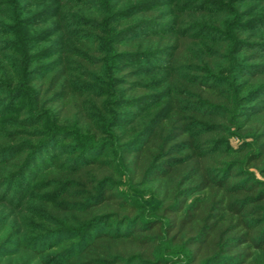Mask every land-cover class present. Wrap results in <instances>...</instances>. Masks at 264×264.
Listing matches in <instances>:
<instances>
[{"label":"trees","instance_id":"16d2710c","mask_svg":"<svg viewBox=\"0 0 264 264\" xmlns=\"http://www.w3.org/2000/svg\"><path fill=\"white\" fill-rule=\"evenodd\" d=\"M82 1L36 40L0 0V199L33 217L0 208V264H264V36L224 0Z\"/></svg>","mask_w":264,"mask_h":264},{"label":"rangeland","instance_id":"374dc122","mask_svg":"<svg viewBox=\"0 0 264 264\" xmlns=\"http://www.w3.org/2000/svg\"><path fill=\"white\" fill-rule=\"evenodd\" d=\"M48 1L49 0H20V3L22 5L23 4L32 5L30 7V9L26 10V12L19 13V16H21V19L26 18V20H27V21L23 22L24 24L21 27V30L26 35H30V36L32 35L33 38L35 36L36 40L39 39V36L37 35L39 32H42L48 26L52 25L51 24L52 23L51 20L49 22H46L45 24H40V25L39 24L38 25L32 24V22L38 21L37 20L38 18L33 17V15H34L33 13L38 8L37 5H41L42 2L47 3ZM116 1H118V3H122V2H128L129 0H116ZM116 1H114V2H116ZM131 1H133V0H131ZM164 1L167 2V3L169 2V0H164ZM232 1H234V2H230V0L229 1L228 0H224L226 5H228V7H225V11H230V12H228L226 19L229 20V21L235 20V16H234L233 13H234V10H236V8L238 7V10L242 9V10L245 11L244 15H242V17H243L242 19L244 20L242 22V24L244 25L243 29H242V34L245 35V34L251 33V34L255 35V37L264 36V26H262V24L261 25L256 24L257 23L256 18L264 16V0H232ZM84 2L91 3V6H85ZM95 3H96V0H83L82 2H76V3H73V4L69 5V7L67 9L69 11L73 12V13H75V12L79 11L80 9L85 8V7H86V9H91L92 10V8L94 7L93 4H95ZM176 5H178V2L176 3ZM170 8H171V6L169 4H165V6H161V7H158V8H153L152 15L160 13L161 15H164V16H162L159 19H162L163 21H168L171 17L170 16H166V13H168L170 11ZM229 8H230V10H229ZM9 9L11 10L12 8L9 7ZM225 11L213 12V14H209V17H212L213 19L217 18V17H224L223 13ZM161 15H159V17ZM136 17H138V16H136ZM41 19H45V18L42 17ZM1 20H2V18H1ZM6 23H9V24L6 25V27L8 28L10 24L14 23V21L11 20V19H8L6 21ZM25 23H27V24H25ZM71 23H72L71 24L72 26H68L67 27V31L74 32V31H76V29H78V30H80V29L81 30L89 29V28H87V24L85 22H81V24H75L76 26H74V24H73L74 22H71ZM232 23L235 24L234 21ZM246 23H248V26L246 25ZM236 25L239 26V24H236ZM55 26L57 27L56 24H53L52 29H55L56 28ZM7 28H4L2 31H5ZM58 34H54L53 36L48 38V40H46L44 42V45H48L49 43H53L55 38L58 37ZM36 35H37V37H36ZM0 37L1 38H8L9 34L8 35L7 34L6 35L5 34H0ZM13 38L15 39L14 36H13ZM41 45H43V44H38L37 47H40ZM55 46L56 45H54L53 47H55ZM256 51H257V49L249 50L250 53H254ZM4 53H9V52H4ZM261 60L264 61V56H262ZM45 62H47V61H45ZM114 63L118 64V62H114ZM29 97L30 96H26L25 98L20 99L18 102H16L15 106H19L20 103H23V102L27 101L29 99ZM8 108H9V106H6L5 102H3V101L0 102V113L8 111ZM9 117H13L12 114L7 113V114H3L1 116V118H9ZM231 141H232L233 144L236 143V139H232ZM68 143H63L60 146L67 145ZM3 196H5L4 195V191L0 190V198L3 197ZM0 202L2 203V204H0V208L3 209L6 213H9V214L15 213V215H17V213L18 214L20 213L21 215H25L29 219H33L31 214H28L29 212H26L25 210H20V212H18L15 209H13V206L9 203L8 199H6V198L0 199ZM11 223H12V221H11ZM8 226H9V224H8ZM15 249H16L15 246H11V245L9 246V251H15ZM55 251H56V249L52 248L47 253L49 255H52ZM9 259H10V256H9ZM21 259L22 258L20 256H18L16 258V260L19 262V264H22V262H21L22 260Z\"/></svg>","mask_w":264,"mask_h":264}]
</instances>
